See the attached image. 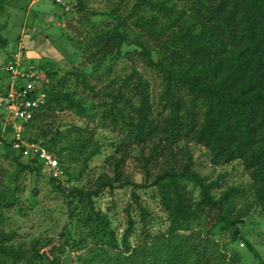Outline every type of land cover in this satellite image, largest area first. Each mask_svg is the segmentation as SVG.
<instances>
[{
    "label": "trees",
    "instance_id": "trees-1",
    "mask_svg": "<svg viewBox=\"0 0 264 264\" xmlns=\"http://www.w3.org/2000/svg\"><path fill=\"white\" fill-rule=\"evenodd\" d=\"M4 3L0 0V16ZM85 7V0H76L80 20ZM101 15L100 23L87 25L90 35L79 37L85 44L80 66L47 71L44 104L25 124L26 141L51 152L66 183L73 184L65 187L49 177L66 212L54 235L27 242L16 227H4L16 222L5 212L23 214L28 197L30 204L36 202L34 186L23 197L27 187L21 172L40 174L44 164L38 155L24 153V145L15 149L0 122V158L14 165L5 180L0 179V264H60L61 255L81 249H86L79 258L85 264L96 256H102L98 264H241L239 253L227 256L228 243L216 237L235 227L229 243H236L243 238L241 226L249 214L264 218V0H135L129 8L120 3ZM6 44L0 34V49ZM13 60L11 55L1 66L2 74ZM119 63L129 65L130 72L112 75ZM37 66L44 70L45 65ZM140 66L159 80L158 97ZM66 110L87 121L56 124V115ZM100 130L114 135L108 144L113 154L105 159L112 175L104 171L89 178L88 170L84 187L79 183L88 161L106 145L97 139ZM189 144L202 149L212 169L240 165L250 185L245 189L225 182L227 171L211 180L201 176ZM24 155L30 156L27 162ZM132 155L140 163L141 182L123 172ZM72 167L73 173L68 171ZM117 186L129 187L131 198L118 243L97 205L105 191L113 194ZM151 187L166 213L165 227L155 234L146 231L151 217L137 193ZM132 205L142 222L140 241L134 245ZM92 225L101 226L104 244L87 246L86 230ZM245 243L250 264H264Z\"/></svg>",
    "mask_w": 264,
    "mask_h": 264
},
{
    "label": "rangeland",
    "instance_id": "rangeland-1",
    "mask_svg": "<svg viewBox=\"0 0 264 264\" xmlns=\"http://www.w3.org/2000/svg\"><path fill=\"white\" fill-rule=\"evenodd\" d=\"M4 1V8L0 16V34L7 40V44L0 49V87H4L6 83V78L1 73V66L9 61L11 55L17 53L18 47L22 48V52L34 51V62L32 60L26 62H32L36 65H45L43 73L47 82L49 80L47 71L50 70L51 67L56 66L61 70H65L71 68L73 65L80 66L82 60L81 51L84 50L85 44L84 39L83 42L78 40L79 37H83L86 34L90 35L91 30H89L87 25L94 22L100 23V21L103 20L101 14L117 7L120 3L122 4V8H129L135 0H85L86 7L81 13V15H83L81 20L80 14L75 12L76 0H67L70 2V7L66 13H62V6L56 4L54 0H37L32 4H30L31 0ZM67 35L71 37V40L67 39ZM76 41L80 44L83 43L81 50L77 46ZM113 69L112 75L120 76H124L131 70L129 65L120 63L115 65ZM139 70L147 79L151 80V91L155 97H158L160 90L159 80L157 78L154 80L148 68L140 66ZM58 73L60 74L61 72L58 71ZM85 121H87V119L68 110L59 113L55 118L56 124L71 122L84 124ZM10 132L11 131L8 130V133ZM9 137L11 136L9 135ZM113 137V133L109 131L100 130L97 133V139L104 142L106 145L102 147L99 155L88 161V169L84 172L79 185L87 187L88 184L85 178L87 177L86 172L88 170H90L89 178L96 177L104 171L112 175L110 170L111 167L105 163V159L107 156L113 154L111 147L108 146ZM188 147H190L193 154L196 153L195 157H197V160H195L194 166L195 170L201 176H206L211 180L215 179L218 173L227 171L225 182L239 185L245 189L250 185L249 177L240 165L234 166V169L232 168L233 170L228 166L212 169L209 160L204 155L201 148L193 144H189ZM3 151V145H0V152ZM28 157L30 156L24 155L23 161L27 162L25 158ZM158 164L161 165V161L158 162ZM0 165H2L0 179L5 180L6 177L4 175L7 172L11 173L14 165L1 158ZM62 165V167H64L66 163L63 162ZM73 170L72 167L68 171L73 173ZM157 170L158 168L156 167L153 172L156 173ZM123 172L125 175L133 178L134 181L141 182L142 180L143 174L141 172L140 163L138 158L134 155L125 163ZM62 174L54 176V173H51L46 167L40 170V174H29L26 170L21 172V177H23L27 187V191L23 193V197L28 196V189L34 186L37 189V194L34 197L36 202L30 204V198L28 197V200L24 203L26 212L23 214H18L15 209L5 212L6 215H11L16 219L15 223L10 222L4 224L5 229L8 230L12 227H16L21 234L20 239H25L27 242L34 236H51L56 234L66 220V212L62 196L53 189L49 177L50 175L56 177L60 182L62 181L61 184L65 187L72 186L73 184L71 182L66 183L65 175ZM137 193H139L140 196V204L147 209L151 217V219H146V222L150 221L152 225H148L146 231L155 234L160 228L165 227L166 213L160 206L156 193L153 191L152 187L141 190L138 189ZM242 199L243 198L238 199V203L241 205L243 203ZM129 202H131L130 188H121L118 186L113 191V194L105 191L102 196H100V200L97 201L98 207L106 213V217L109 221L108 228L113 230L117 243L121 240V232L126 226L124 208ZM130 215L135 220L134 223L136 227L134 235L130 237L131 245H134L140 241V227L142 226V222L139 220V211L135 205H132V212ZM233 229L224 230L222 234L216 237L221 244L228 243V248L226 250L227 256L238 252L241 257V264H250V261H253V259L246 246L245 241H247L264 260V218L257 212L249 214L241 226L240 235H242L243 238L236 243L230 244L229 237ZM100 230V225L97 227L92 225L87 228L86 231L90 232L87 238L88 247H92L96 243L98 245L105 243L104 241L107 240V237L102 238ZM201 236L203 238V235ZM85 250H68L63 258L62 255L60 256V264H85L82 259H79L85 255ZM98 257L102 261V256H96L92 264H98L100 262ZM103 263L108 264L105 262Z\"/></svg>",
    "mask_w": 264,
    "mask_h": 264
},
{
    "label": "built area",
    "instance_id": "built-area-1",
    "mask_svg": "<svg viewBox=\"0 0 264 264\" xmlns=\"http://www.w3.org/2000/svg\"><path fill=\"white\" fill-rule=\"evenodd\" d=\"M37 0H31L36 2ZM62 6L64 11L69 10L67 0H54ZM19 47L14 55L13 62L8 63L3 74L6 78L3 91L0 92V122L1 131L10 130L11 138L14 139L13 147L19 149L25 146L24 153L36 154L54 176L61 174L57 159L44 146L34 142H27L24 137L26 122L34 112L44 104L45 92L43 85L47 83L43 70L35 63L26 62L27 58ZM22 52V53H21Z\"/></svg>",
    "mask_w": 264,
    "mask_h": 264
},
{
    "label": "crops",
    "instance_id": "crops-1",
    "mask_svg": "<svg viewBox=\"0 0 264 264\" xmlns=\"http://www.w3.org/2000/svg\"><path fill=\"white\" fill-rule=\"evenodd\" d=\"M30 4H32V2L30 1ZM25 46V45H24ZM23 46V47H24ZM26 47V46H25ZM19 48V47H18ZM18 50V49H17ZM17 52V51H16ZM16 52H14V53H16ZM24 52V54L26 55V58H27V61H33L34 62V57H33V54H34V51H30V52H26V51H23ZM14 56V55H13Z\"/></svg>",
    "mask_w": 264,
    "mask_h": 264
}]
</instances>
